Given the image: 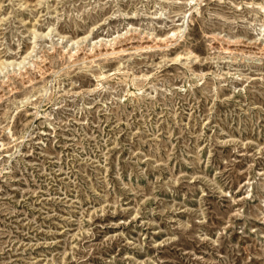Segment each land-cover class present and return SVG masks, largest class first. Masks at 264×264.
Listing matches in <instances>:
<instances>
[{
    "label": "rangeland",
    "instance_id": "374dc122",
    "mask_svg": "<svg viewBox=\"0 0 264 264\" xmlns=\"http://www.w3.org/2000/svg\"><path fill=\"white\" fill-rule=\"evenodd\" d=\"M0 264H264V0H0Z\"/></svg>",
    "mask_w": 264,
    "mask_h": 264
},
{
    "label": "bare ground",
    "instance_id": "6f19581e",
    "mask_svg": "<svg viewBox=\"0 0 264 264\" xmlns=\"http://www.w3.org/2000/svg\"><path fill=\"white\" fill-rule=\"evenodd\" d=\"M260 7H263V5H260ZM129 33V32H128ZM129 35H131V32L129 33ZM134 35L137 39H142V38H147L150 37L152 41L154 42H168L171 39H173L176 35H177V31L176 30H171L167 33H165L164 35H157V34H153V33H148V34H141L138 31H134ZM212 36L215 39H220V34L219 33H213ZM121 37L125 38L126 35L124 33L122 34H116L113 37L110 38H101L98 39L96 41H90L89 43L86 44H82V42L84 41L85 37L82 38L78 44L75 43L72 46L69 45H59L58 48V54L62 55L67 53V55L69 56V58L75 56L78 51H82L83 56H88L94 52H96V50L98 51H102V50H106V49H113L115 47V45H117L118 42L121 41ZM225 40V42H237L238 40H230L229 38H223ZM262 46L261 45H257L256 49H261ZM54 49V48H53ZM226 49H229L228 47H226ZM46 56L42 55L39 56V62L33 61L32 65L33 67H37V65H40V63H43V61L45 60Z\"/></svg>",
    "mask_w": 264,
    "mask_h": 264
}]
</instances>
